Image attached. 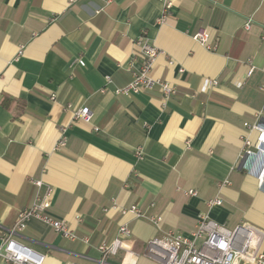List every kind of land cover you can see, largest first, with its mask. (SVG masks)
Returning a JSON list of instances; mask_svg holds the SVG:
<instances>
[{"label": "crops", "instance_id": "crops-1", "mask_svg": "<svg viewBox=\"0 0 264 264\" xmlns=\"http://www.w3.org/2000/svg\"><path fill=\"white\" fill-rule=\"evenodd\" d=\"M202 28L212 31L213 50L192 38ZM142 30L158 50L151 76L176 89L167 100L157 86L113 92L138 66ZM262 84L264 0H176L165 13L160 0H0V228L32 202L39 179L53 188L48 214L77 237L30 218L14 238L43 264H97L96 246L121 223L140 255L120 251L109 264H159L141 259L146 242L168 230L188 235L199 215L264 231V189L239 159ZM82 106L90 124L74 119ZM62 125L66 146L57 149ZM216 197L222 203L208 205ZM133 204L160 216L159 226L120 215Z\"/></svg>", "mask_w": 264, "mask_h": 264}, {"label": "built area", "instance_id": "built-area-1", "mask_svg": "<svg viewBox=\"0 0 264 264\" xmlns=\"http://www.w3.org/2000/svg\"><path fill=\"white\" fill-rule=\"evenodd\" d=\"M101 1L105 3L111 2V0ZM160 1L165 13L168 12V9H170L176 0ZM251 21V18L246 19L244 23L245 29L249 28L250 23H252ZM212 36V31L202 28L193 34L192 38L207 49L213 50L215 46L210 42ZM147 39L145 31L142 30L135 40L138 48V55L136 57L138 66L132 70V78L129 83L123 87L115 88L113 92L115 94L130 96L157 86L163 100H167L175 94L176 89L171 83L156 80L151 76L150 72L158 50ZM19 53L20 51H18ZM77 62L81 66L84 65L81 59H78ZM252 71L253 68L249 67L246 75L249 76ZM106 82H110L108 76H106ZM210 83L215 85L217 82L211 79ZM259 89L264 93V84L260 85ZM52 97L54 96L52 95ZM92 116V111L88 106H82L74 112V119L89 124ZM243 127L245 133L242 137L239 154L241 168L244 170V173L253 174L257 181V186L264 189V103L261 109L255 113L253 122H244ZM94 130H97V128L94 127ZM66 141V127L62 125L59 128L56 148H64ZM134 153L138 160L143 158L141 147L135 148ZM31 181L37 189L32 202L28 206H24L18 210L16 221L13 222L14 224L11 227L0 228V257L12 264H43L44 255L35 252L14 238L16 234L24 230L30 218L43 220L54 231L69 240L77 239L73 230L63 220L52 218L48 214V210L51 208L53 188L44 184L39 179H32ZM223 184H229V182L226 180ZM177 189L185 195L196 194V191L193 189L183 190L179 187ZM207 202L210 206L222 203L219 197ZM119 213L122 216L129 214L133 218L148 220L155 226H159L161 221L160 216L147 215L136 204L120 207ZM76 219L80 221L81 218L77 215ZM131 235V230L126 223L119 224L116 236L110 243L103 242L96 246L99 252L97 264H109V258L117 255L120 251H123L125 256L138 257L140 254L133 252L127 246ZM82 239L84 242H88L87 238ZM263 241L264 231L247 222L227 228L225 225L215 222L206 215H199L194 228L188 235L168 230L160 237L149 239L145 244L144 255L159 264H264Z\"/></svg>", "mask_w": 264, "mask_h": 264}, {"label": "rangeland", "instance_id": "rangeland-1", "mask_svg": "<svg viewBox=\"0 0 264 264\" xmlns=\"http://www.w3.org/2000/svg\"><path fill=\"white\" fill-rule=\"evenodd\" d=\"M144 251H145V247L143 249V251H141V259L144 261V262H150L152 261L150 258H148L146 255H144ZM153 262V261H152Z\"/></svg>", "mask_w": 264, "mask_h": 264}]
</instances>
